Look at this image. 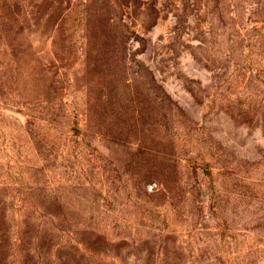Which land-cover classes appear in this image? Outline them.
<instances>
[{"label":"rangeland","instance_id":"1","mask_svg":"<svg viewBox=\"0 0 264 264\" xmlns=\"http://www.w3.org/2000/svg\"><path fill=\"white\" fill-rule=\"evenodd\" d=\"M0 264H264V0H0Z\"/></svg>","mask_w":264,"mask_h":264}]
</instances>
